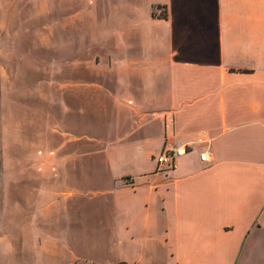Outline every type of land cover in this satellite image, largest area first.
Wrapping results in <instances>:
<instances>
[{
	"label": "crops",
	"instance_id": "1",
	"mask_svg": "<svg viewBox=\"0 0 264 264\" xmlns=\"http://www.w3.org/2000/svg\"><path fill=\"white\" fill-rule=\"evenodd\" d=\"M111 1L95 36L109 49L93 53L90 75L109 79L108 107L99 88L90 106L111 137L86 159L105 155L95 163L104 184L69 183L76 198L35 204L29 233L15 204L13 251L1 244L0 264H264V0ZM168 142L187 152L159 169ZM139 157L151 164L139 168ZM61 222L82 226L83 242L72 245L67 227L59 238ZM91 244L109 259L77 249Z\"/></svg>",
	"mask_w": 264,
	"mask_h": 264
},
{
	"label": "rangeland",
	"instance_id": "2",
	"mask_svg": "<svg viewBox=\"0 0 264 264\" xmlns=\"http://www.w3.org/2000/svg\"><path fill=\"white\" fill-rule=\"evenodd\" d=\"M114 8L111 0H0V245L4 243L11 253L15 204H21L22 228L29 233L35 204L43 209L49 200L76 198L73 187L92 192L104 184L96 175L95 163L100 164L105 155L96 156L94 163L86 159L107 145L103 140L111 136L99 135L106 123L96 117V106L90 103L93 90L99 88L100 104L108 107L111 88L108 78L100 86L90 75L97 69L92 67L94 62H101L100 55L93 53L105 57L109 49L95 42V36L101 32L102 16L109 17ZM129 55L127 50L122 52L123 59ZM97 113L107 116L104 110ZM84 153L87 157L79 161ZM121 158V163L129 160ZM136 161L138 167L151 164L146 158ZM64 170L73 174L65 176ZM34 214L44 219L42 212ZM79 216L77 209L75 221ZM66 224L55 223V233L64 240L67 227L72 245L79 242L75 237L81 244L82 226ZM95 226L98 220L90 227ZM42 229L38 238L45 237ZM24 243L29 246L27 237ZM87 245V241L82 244ZM77 249L90 260L109 259L108 253L93 250L92 244L87 252ZM39 262L46 263L41 257Z\"/></svg>",
	"mask_w": 264,
	"mask_h": 264
},
{
	"label": "built area",
	"instance_id": "3",
	"mask_svg": "<svg viewBox=\"0 0 264 264\" xmlns=\"http://www.w3.org/2000/svg\"><path fill=\"white\" fill-rule=\"evenodd\" d=\"M187 152V149L183 146L176 147L172 143H166L162 152L157 157L158 168H162L163 166H171L173 165L175 159L178 156H181ZM200 158L202 161H208L209 156L207 152H201Z\"/></svg>",
	"mask_w": 264,
	"mask_h": 264
},
{
	"label": "trees",
	"instance_id": "4",
	"mask_svg": "<svg viewBox=\"0 0 264 264\" xmlns=\"http://www.w3.org/2000/svg\"><path fill=\"white\" fill-rule=\"evenodd\" d=\"M163 17H165L166 16V14H161Z\"/></svg>",
	"mask_w": 264,
	"mask_h": 264
}]
</instances>
